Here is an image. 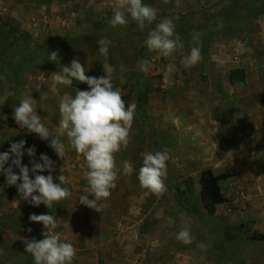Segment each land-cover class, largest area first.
Listing matches in <instances>:
<instances>
[{
  "label": "rangeland",
  "instance_id": "rangeland-1",
  "mask_svg": "<svg viewBox=\"0 0 264 264\" xmlns=\"http://www.w3.org/2000/svg\"><path fill=\"white\" fill-rule=\"evenodd\" d=\"M143 2L157 10V19L140 29L127 14V26L107 24L114 0H0V114L8 117L0 119V152L20 140L27 142L25 150L35 145L36 159L44 153L55 162L56 183L63 169L69 180L63 186L72 193L51 209L34 207L0 174V264H35L25 242L44 239L47 229L30 222L33 213L57 217L53 231L76 249L72 264H264V0ZM163 18L173 20L183 44L169 57L149 52L144 43ZM197 33L200 43L194 45ZM99 39L111 42L107 57ZM193 46L201 48L202 59L187 69L181 60ZM56 50L57 61L48 60ZM76 57L97 78L106 76L103 63L112 65L114 89L126 105L137 106L129 143L116 154V187L101 213L79 203L88 195L87 166L67 137L66 158L60 159L48 141L12 118L14 106L33 96L36 113L54 134L59 101L89 90L77 81L63 86L52 80ZM144 59L150 61L147 74L138 67ZM169 65L174 70L166 83ZM207 71L218 88L203 90L213 83ZM204 95L213 105L203 106ZM205 112L215 120L204 131ZM165 148L171 150L166 190L148 193L138 180L143 156ZM30 159L25 154L23 163L31 167ZM124 160L133 166L130 176L122 172ZM179 181L190 183V203L173 193ZM183 227L190 230V244L176 239Z\"/></svg>",
  "mask_w": 264,
  "mask_h": 264
},
{
  "label": "clouds",
  "instance_id": "clouds-1",
  "mask_svg": "<svg viewBox=\"0 0 264 264\" xmlns=\"http://www.w3.org/2000/svg\"><path fill=\"white\" fill-rule=\"evenodd\" d=\"M167 3V0H165ZM114 15L107 19L111 28L127 26V15L144 29L157 19V10L147 5L143 0H114ZM127 14V15H126ZM99 52L107 57L110 41L99 39ZM149 52H157L163 57L171 56L178 48H182L179 35L175 33V25L171 18H163L156 24L144 41ZM194 45L200 43V34L193 35ZM59 58L58 50L48 54V60L56 62ZM201 56V48L193 46L188 55L181 60L182 65L190 69L197 65ZM139 70L148 73L150 61L141 60ZM174 70L169 65L165 71V82L171 83L169 77ZM106 76L99 78L89 76L79 57L74 58L70 65H64L59 72H53L52 80L55 84L71 86L74 81L87 84L89 90L78 89L74 97L65 96L59 101L60 120L54 134L42 123L40 115L34 109L36 100L33 96L23 98L18 106H14L13 119L29 133H35L41 140L48 141L60 159L66 158V149L63 138L66 136L70 146L85 159L87 171L84 177L87 187L79 203L101 213L105 201L111 196V190L116 187V180L121 168L117 167L116 154L126 148L129 143L131 128L135 118L136 104L126 105L119 90L114 89L112 73L114 67L107 62L103 63ZM37 91H41L36 86ZM45 98L41 91V100ZM0 119L7 120V115L0 114ZM25 140L11 143L8 151L0 152V174L6 178L7 186H16L20 198L34 207L41 204L51 209L53 204H59L72 193L63 185L69 183L68 178L61 174L54 181L51 173L55 171V162L44 153L36 159L35 145L25 150ZM170 149L154 153L148 152L143 156L142 166L138 172V180L142 189L148 193L161 195L166 190L167 161L170 159ZM27 154L31 167L23 163ZM10 162V163H9ZM6 165H8L6 167ZM14 169H19L17 174ZM47 171L48 175H42ZM122 172L130 176L133 166L128 160L122 161ZM34 175V179L32 175ZM90 197H93L90 199ZM30 222L41 223L47 231L44 239L27 240L25 251L34 259L35 264H72L76 256V249L72 243L64 242L58 233L53 230L58 227L57 217L53 214H31ZM32 231L31 228L28 229ZM176 239L184 244L192 242L190 230L181 228Z\"/></svg>",
  "mask_w": 264,
  "mask_h": 264
},
{
  "label": "crops",
  "instance_id": "crops-1",
  "mask_svg": "<svg viewBox=\"0 0 264 264\" xmlns=\"http://www.w3.org/2000/svg\"><path fill=\"white\" fill-rule=\"evenodd\" d=\"M206 74L209 76V78L210 79H208L209 80V82L211 81V82H213L212 84H210L209 85V83L207 82V85L205 84V85H203V90H208V89H210V88H212V89H216V88H218L217 87V83H219L217 80L215 81V79L213 78V75H212V73H210V71L208 72H206ZM212 78V79H211ZM229 83L231 84V86H235V84L230 80L229 81ZM205 87V88H204ZM208 88V89H207ZM204 98H203V106L204 105H213V103H214V99H212V100H209L207 97L208 96H203ZM215 103H216V101H215ZM216 104H218V103H216ZM213 120H215V118H213V116H211L210 114H207V112H205V113H203V130L205 131V129H206V125L208 124L207 122L208 121H213ZM203 131V132H204ZM220 212H217L216 214H215V217H218V215H220L219 214ZM212 216H213V214H211ZM206 221H205V226H206V228H205V230H206V234L207 235H211V230H210V228H209V226L211 225V220H207V218L205 219ZM220 223V222H219ZM207 225H209V226H207Z\"/></svg>",
  "mask_w": 264,
  "mask_h": 264
},
{
  "label": "flooded vegetation",
  "instance_id": "flooded-vegetation-1",
  "mask_svg": "<svg viewBox=\"0 0 264 264\" xmlns=\"http://www.w3.org/2000/svg\"><path fill=\"white\" fill-rule=\"evenodd\" d=\"M190 183L184 181L181 186H174L173 193L177 196L180 202L190 203L192 201Z\"/></svg>",
  "mask_w": 264,
  "mask_h": 264
},
{
  "label": "water",
  "instance_id": "water-1",
  "mask_svg": "<svg viewBox=\"0 0 264 264\" xmlns=\"http://www.w3.org/2000/svg\"><path fill=\"white\" fill-rule=\"evenodd\" d=\"M184 181H179L176 183L177 186H181L183 184Z\"/></svg>",
  "mask_w": 264,
  "mask_h": 264
},
{
  "label": "trees",
  "instance_id": "trees-1",
  "mask_svg": "<svg viewBox=\"0 0 264 264\" xmlns=\"http://www.w3.org/2000/svg\"><path fill=\"white\" fill-rule=\"evenodd\" d=\"M231 81H232V79H231ZM233 83H235L234 81H232Z\"/></svg>",
  "mask_w": 264,
  "mask_h": 264
}]
</instances>
